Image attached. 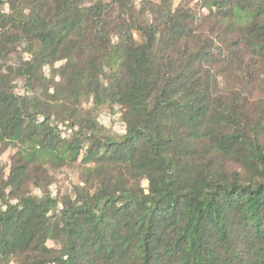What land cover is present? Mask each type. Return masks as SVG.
Masks as SVG:
<instances>
[{"label":"trees","instance_id":"1","mask_svg":"<svg viewBox=\"0 0 264 264\" xmlns=\"http://www.w3.org/2000/svg\"><path fill=\"white\" fill-rule=\"evenodd\" d=\"M0 264H264V0H0Z\"/></svg>","mask_w":264,"mask_h":264},{"label":"rangeland","instance_id":"2","mask_svg":"<svg viewBox=\"0 0 264 264\" xmlns=\"http://www.w3.org/2000/svg\"><path fill=\"white\" fill-rule=\"evenodd\" d=\"M46 75H49L48 70H46ZM89 107L90 105L87 103L83 106L84 110L88 109ZM98 121L101 125L107 128H111L117 134L122 135L124 133V127L121 123L120 114L117 113L116 109L101 113L98 117ZM62 131H64V128H62ZM63 134L67 135L68 133ZM6 159V157L3 158L4 161H6ZM76 175L77 173L75 169H65L57 173L56 183L49 188L50 194L54 195L58 189H60L61 191H65L66 189L71 187L76 181Z\"/></svg>","mask_w":264,"mask_h":264}]
</instances>
